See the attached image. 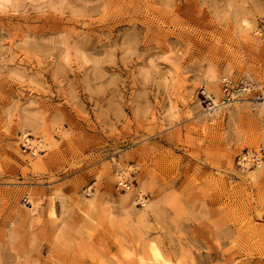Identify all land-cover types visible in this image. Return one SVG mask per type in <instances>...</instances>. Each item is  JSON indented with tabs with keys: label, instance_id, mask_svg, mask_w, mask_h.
<instances>
[{
	"label": "rangeland",
	"instance_id": "rangeland-1",
	"mask_svg": "<svg viewBox=\"0 0 264 264\" xmlns=\"http://www.w3.org/2000/svg\"><path fill=\"white\" fill-rule=\"evenodd\" d=\"M262 11L0 1V264H264ZM209 66L253 90L213 109Z\"/></svg>",
	"mask_w": 264,
	"mask_h": 264
},
{
	"label": "bare ground",
	"instance_id": "bare-ground-1",
	"mask_svg": "<svg viewBox=\"0 0 264 264\" xmlns=\"http://www.w3.org/2000/svg\"><path fill=\"white\" fill-rule=\"evenodd\" d=\"M0 1H2V0H0ZM261 13L264 14V11H262ZM235 16L240 18V20L237 22V28L240 29L241 33L243 34V38L245 39V41H246V43L248 45L250 43L247 41V36L246 35H248L250 31H252V22L250 20V17L244 10H240ZM223 73L225 75H229L230 74L229 70H227V69H225ZM225 78H228V77L227 76H223V77H220V79H219V75H218L217 71L214 68L210 67V66L207 67L206 72H205V82H206V85H207V87H206L207 91L210 94L209 97H210V99L212 101V105L214 104L213 109L219 108V106H224V104H222V103H217L216 98L218 97V87H217L218 85H217V83H218V81L221 82L222 79H225ZM259 99L264 100V94L262 95V98H259ZM255 100H256V98H255ZM220 102H221V100H220ZM238 102L239 101H236L235 103H238ZM260 106H262V105H260ZM212 111H214V110H212ZM23 139L27 140L24 137H23ZM118 172H120V171L118 170L117 174H118ZM150 208H151V210H153V207H150ZM34 210H35V207L33 206L32 211H34ZM81 211H83V210H81ZM53 214L54 213L51 211L50 215L52 216ZM148 252L150 254V257H151V260H152L151 261L152 264H160L161 261L164 263V260H163L164 257H163L160 249L158 248V246L156 245L155 242H153V241L149 242V244H148ZM139 262L141 264H145L144 260L141 257L139 258ZM149 262H150V260H149ZM164 264H166V263H164Z\"/></svg>",
	"mask_w": 264,
	"mask_h": 264
},
{
	"label": "built area",
	"instance_id": "built-area-1",
	"mask_svg": "<svg viewBox=\"0 0 264 264\" xmlns=\"http://www.w3.org/2000/svg\"><path fill=\"white\" fill-rule=\"evenodd\" d=\"M257 34L264 36V21L260 23L257 28ZM253 83L248 79L240 80L237 85H234L229 78L222 79L221 90H222V104H231L236 101H240L241 98L253 90ZM123 190H127L129 187L126 183H119Z\"/></svg>",
	"mask_w": 264,
	"mask_h": 264
}]
</instances>
